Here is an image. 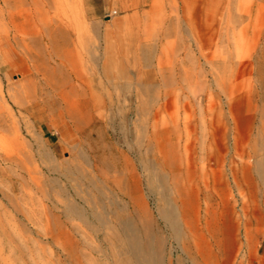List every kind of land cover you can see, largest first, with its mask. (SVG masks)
I'll return each mask as SVG.
<instances>
[{
  "label": "rangeland",
  "instance_id": "374dc122",
  "mask_svg": "<svg viewBox=\"0 0 264 264\" xmlns=\"http://www.w3.org/2000/svg\"><path fill=\"white\" fill-rule=\"evenodd\" d=\"M0 264H264V0H0Z\"/></svg>",
  "mask_w": 264,
  "mask_h": 264
}]
</instances>
